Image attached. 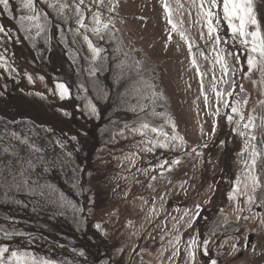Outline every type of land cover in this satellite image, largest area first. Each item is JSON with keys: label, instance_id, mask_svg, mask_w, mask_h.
<instances>
[{"label": "rangeland", "instance_id": "1", "mask_svg": "<svg viewBox=\"0 0 264 264\" xmlns=\"http://www.w3.org/2000/svg\"><path fill=\"white\" fill-rule=\"evenodd\" d=\"M34 7L0 5L6 256L264 264V63L249 67L252 54L233 37L222 0L211 9L219 16L211 35L208 0H34ZM253 10L264 34V0H253ZM36 14L38 21L21 20Z\"/></svg>", "mask_w": 264, "mask_h": 264}, {"label": "snow or ice", "instance_id": "2", "mask_svg": "<svg viewBox=\"0 0 264 264\" xmlns=\"http://www.w3.org/2000/svg\"><path fill=\"white\" fill-rule=\"evenodd\" d=\"M81 4H83V0H79ZM102 3L103 0H100ZM204 0H201V6H203ZM209 3V10L205 12V16L207 18L208 23V31L211 35L213 32L216 31V29L212 26L213 18L216 19V22L219 23V16L216 13H213L211 11L212 8L218 7V5H221V0H208ZM0 5L3 6L4 10L9 9V0H0ZM24 7L32 10L35 12L34 7V0H24ZM66 5H60V9L63 10ZM222 14L223 19L227 21L229 29H231V32L233 34V37H239V42L244 45L246 48L249 49L250 53L252 55H249L248 57V65L249 67H253L256 63H264V34L261 33L260 26L257 22V19L254 15L253 10V0H222ZM24 19L32 20V21H38L40 19L39 15H33L29 17H21V20ZM81 24V27H84L83 19L78 21ZM238 22V23H234ZM95 23L99 25L101 23L99 16L95 17ZM249 25L255 26L254 30H249ZM36 27L39 29L41 26L39 23L36 24ZM104 28H107L108 25L104 24ZM4 29L0 27V32H3ZM93 32L99 34L100 28L94 27L92 29ZM39 34V33H37ZM88 38L85 37V40ZM216 40L219 41V37H216ZM89 48L92 50L94 56L98 57L100 53V49H97L92 46V44L89 42ZM258 57V59H257ZM58 88L62 89L63 92H66L67 89L63 84L57 85ZM62 92V94H63ZM227 106V105H226ZM95 111V109H93ZM232 112L236 113L237 109L232 108ZM240 119L243 120V115L240 116ZM228 120H232V116H228ZM253 118H248V123L244 125L245 128H249L252 126ZM142 128L147 129L149 125L147 123H143L141 125ZM153 132H157L158 129L153 127L151 129ZM241 135H244V133H240ZM253 140L255 139V136L251 137ZM175 139V137H174ZM35 151H39V149H35ZM257 153H253V156H256ZM253 165H255L256 161L253 159L252 161ZM252 180V191L254 192L257 188V186L260 184V181L257 177L253 176L251 177ZM244 188L247 189L248 185L245 184ZM236 191H239V188L235 189ZM54 189L52 192H50L48 195L51 198L52 193H54ZM43 194V193H41ZM245 196H247V199L249 201L252 200V197L250 195H247V192L244 193ZM63 199V197H61ZM9 253L8 248H0V264H51L50 261L40 258L37 259L35 256H33L30 253L25 252H17L12 251L9 256H6V254Z\"/></svg>", "mask_w": 264, "mask_h": 264}, {"label": "trees", "instance_id": "3", "mask_svg": "<svg viewBox=\"0 0 264 264\" xmlns=\"http://www.w3.org/2000/svg\"><path fill=\"white\" fill-rule=\"evenodd\" d=\"M236 95H238V94H236Z\"/></svg>", "mask_w": 264, "mask_h": 264}]
</instances>
